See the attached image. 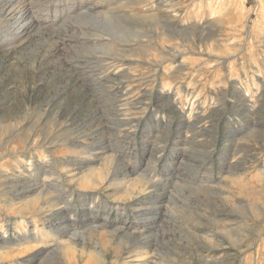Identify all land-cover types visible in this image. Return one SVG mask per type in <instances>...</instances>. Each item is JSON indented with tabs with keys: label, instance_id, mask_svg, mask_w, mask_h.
Instances as JSON below:
<instances>
[{
	"label": "rangeland",
	"instance_id": "rangeland-1",
	"mask_svg": "<svg viewBox=\"0 0 264 264\" xmlns=\"http://www.w3.org/2000/svg\"><path fill=\"white\" fill-rule=\"evenodd\" d=\"M159 1L0 0V264H264V0H168L182 8L171 42L144 19L166 13ZM106 146L154 193L132 197L113 171L71 179ZM90 196L103 202L84 210ZM146 217L147 239L121 238ZM41 226V242L24 241ZM82 231L85 245L67 236ZM59 236L73 251L50 248Z\"/></svg>",
	"mask_w": 264,
	"mask_h": 264
},
{
	"label": "bare ground",
	"instance_id": "bare-ground-1",
	"mask_svg": "<svg viewBox=\"0 0 264 264\" xmlns=\"http://www.w3.org/2000/svg\"><path fill=\"white\" fill-rule=\"evenodd\" d=\"M210 1V0H209ZM207 2V4L209 5V3H211V1L210 2ZM32 2V1H31ZM14 4V3H13ZM4 5V4H3ZM23 5V4H22ZM25 5V4H24ZM13 6V5H12ZM201 6H203L204 7V5H201ZM200 6V7H201ZM207 6V5H206ZM175 7V4H173V3H169L168 2V0H161V1H159V9L160 10H165L164 12H166V13H153V12H151L152 14H147V15H145L144 16V19H146V20H148L149 21V19H151V20H153L154 18H158L159 17V19L161 20V22L163 23V28L165 29V31H166V38L168 39V41H173L175 38H176V34L178 33V30H176L177 28L175 27V20H177L176 18H178L179 16H180V14H181V10H182V8H181V10H180V7L179 8H174ZM178 7V6H177ZM2 7H0V9H1ZM13 8H15V7H12V8H10L9 9V11L6 13L7 15L9 14V13H11L12 11V9ZM6 11V9L4 10V12ZM18 12V11H17ZM26 13H30V7L28 6V5H25L24 7H21L20 8V14L21 15H25ZM16 14V13H15ZM17 15V14H16ZM19 15V14H18ZM20 16V15H19ZM162 16H164V17H166V19H162L161 17ZM220 16V15H219ZM10 18V17H9ZM217 18H218V15L215 13V12H212L211 13V17L208 19V21H218L217 20ZM205 22H207V21H205ZM200 23H202V20H194L193 22H190V24L191 25H199ZM204 23V22H203ZM12 24V23H11ZM24 24V23H23ZM187 24H189V22L187 23ZM189 24V25H190ZM23 28V25H20L19 26V30L20 29H22ZM34 28V27H33ZM37 29V28H36ZM38 29H41V28H39L38 27ZM23 30V29H22ZM39 32V31H38ZM48 32V31H47ZM98 37V36H97ZM142 37V36H141ZM147 37V36H146ZM104 39H105V37H104ZM170 46H171V48H174L175 47V44H169ZM104 47V46H103ZM123 80V79H122ZM102 148V151H98V152H90L91 153V157H92V155L94 156V158L95 159H93V160H90L89 162H88V164H86V165H84V166H79L78 168H76V172H73V176L71 177V179L73 178V179H75L79 184H81L82 186H94L95 185V180H103V181H105V180H107L106 179V177H107V175L111 172L112 173V171L113 172H115V176H112V177H110V179H109V181H108V183H110V184H112V185H114V186H116L118 189H120V190H122V191H125V192H131V194H132V197H135V194H136V189L137 188H139L140 190H141V192H144L145 191V193H150V194H153L154 192L153 191H150V189H154V187H155V183H156V181L155 180H151L152 178H148V176L146 175V171L145 170H142V172H138V171H131V170H124V172H123V175H119L118 174V171H120V170H122L121 168L123 167L122 165H120V160H121V157H122V155H123V153H122V151L121 150H116V152L118 153V155H113V154H107V155H104V153L106 152V151H108L110 148H108L107 146L106 147H101ZM98 150V149H97ZM96 150V151H97ZM87 152V151H86ZM90 155V154H89ZM155 157V156H154ZM152 158H153V156H152ZM156 158V157H155ZM92 159V158H91ZM43 161V160H42ZM34 162L31 160V159H28L27 160V162H26V164L24 165V170L25 171H28V172H30L31 173V170H32V167H34ZM122 166V167H121ZM125 167V166H124ZM149 167V166H148ZM7 172V171H6ZM5 172V173H6ZM33 173V172H32ZM129 173H137V177H134V178H132V179H129V180H124V178H126L128 175H129ZM25 174V173H24ZM66 174V173H65ZM71 174H72V172H71ZM113 175V174H112ZM33 176H34V174H33ZM67 176V175H66ZM70 176V175H69ZM206 176V175H205ZM28 177H29V175H28ZM31 178V177H30ZM59 178V177H58ZM119 178H121V179H119ZM70 179V180H71ZM105 179V180H104ZM53 183V182H52ZM30 184V183H29ZM47 184H48V182H47V180H43L42 182H41V184H38V183H35V184H30L28 187H33L34 188V190L35 191H37L36 192V195L35 196H32L31 198H30V200H27V202H29V203H31V204H33V206H34V204H35V202L36 201H38L39 199V197H41V196H45V195H48L49 193H48V189H46V186H47ZM27 186V185H26ZM210 186H208L207 188H209ZM32 188V189H33ZM25 189V188H24ZM31 189V190H32ZM152 189V190H153ZM156 189V188H155ZM154 189V190H155ZM28 190V189H27ZM144 193V194H145ZM140 194V193H139ZM93 195V194H92ZM159 196V195H158ZM91 197V196H90ZM156 197V196H155ZM29 198V197H28ZM92 199H91V201H90V203H88V204H85V205H83L84 206V210H89V211H91V210H94V208H97L98 206H99V203H102L103 201H99L98 199H99V197H98V199H96L95 197H91ZM137 198V197H136ZM38 199V200H37ZM42 200V199H41ZM55 200V199H54ZM40 201V200H39ZM48 201V200H47ZM53 200H50V201H48V204H49V206H51L52 208L54 207V206H59L58 204V202L59 201H54V202H52ZM24 202H26L25 200H24ZM62 202V201H61ZM68 202V201H67ZM105 202V201H104ZM63 203V202H62ZM69 203V202H68ZM68 203H66V205H68ZM28 204V203H27ZM46 204V203H45ZM47 204V205H48ZM29 206V205H28ZM44 206V205H43ZM48 206V207H49ZM139 206V205H138ZM166 206L169 208V206L166 204ZM31 207V206H30ZM47 207V206H46ZM62 207L63 206H59L58 208H61L62 209ZM66 207V206H65ZM144 207V206H143ZM142 207V208H143ZM135 208V207H134ZM148 208V207H147ZM169 210V209H168ZM167 210V211H168ZM46 211V210H45ZM48 211V210H47ZM166 212V211H165ZM109 215H110V213H108L107 214V218L109 217ZM148 219H149V217H146L145 218V220H144V223H143V225H141V226H139V228H138V232H135L134 230L133 231H130L132 228H127L130 232H127V231H123L121 234V238H123L124 240H127L128 239V237L129 236H131V235H137V239L136 240H140L141 238L142 239H147L148 237H149V234H147L148 233V229H149V225H148ZM106 221H107V219H105ZM123 225H126L127 224V218H124L123 219ZM130 225V224H129ZM135 226V225H134ZM137 226V225H136ZM135 226V227H136ZM120 227V226H119ZM99 227L98 226H94V227H90L89 229H91V230H93V229H98ZM120 228H123V226H121ZM41 231L40 230H38V229H36V230H34L33 232H32V234L30 235V236H28V237H25L24 238V241L26 242V241H30L31 239H33L34 241H35V243H36V245L39 243V242H41V240H43V237L45 236V233L43 232V230H45V227L44 226H41ZM150 230V229H149ZM99 231V230H98ZM120 230H118V229H113V230H110V232L113 234V235H115L117 232H119ZM137 231V230H136ZM9 232V231H8ZM47 232V231H46ZM64 232V231H63ZM85 232L87 233V231H82V232H73V234L71 233V234H69V235H67L70 239H73V237H75L76 235H80L81 236V238H82V240H83V245H85V244H87V242H86V234H85ZM132 232V233H131ZM58 233H61V232H59V231H57V234ZM70 233V232H69ZM98 233H100V232H98ZM102 233V232H101ZM67 234V233H66ZM65 234V235H66ZM93 234V233H92ZM64 235V236H65ZM90 235V234H89ZM101 235V234H100ZM98 236V238L99 237H101V236ZM104 235V234H103ZM109 235V234H108ZM0 236L1 237H7L8 236V234H7V231L5 230V229H3V227L0 229ZM66 236V239L68 238ZM92 236V235H91ZM90 236V238H92ZM94 236V235H93ZM63 237V236H62ZM79 237V236H78ZM77 237V238H78ZM96 237V236H95ZM112 237H114V236H112ZM118 237V236H117ZM132 237V236H131ZM77 238H76V240H77ZM105 238H107V237H105ZM153 238V237H152ZM66 239L65 240H63V239H61V236H59V237H56L55 239H54V246H52V247H50V248H53V247H60L61 248V250L63 251V252H65L66 254H67V252L69 253V251H73V247H72V244H70V243H68V242H66ZM70 239H67V240H69V242H70ZM88 239V238H87ZM100 239V238H99ZM122 239V240H123ZM141 239V240H142ZM7 240V239H6ZM91 240V239H90ZM93 240V239H92ZM91 240V241H92ZM143 240V241H144ZM74 241V240H73ZM88 241V240H87ZM53 242V241H52ZM51 242V244H53ZM140 242H142V241H140ZM74 243V242H73ZM80 243V242H79ZM94 243V247H95V252L96 253H98L99 255H100V257L98 258L99 259V261L101 262V263H104L105 261H106V256L104 255V253H103V251L102 250H104L105 251V249H103L102 247H103V245H104V242L102 243L100 240H97V239H95V241L93 242ZM139 243V242H138ZM144 245L146 244V241L143 243ZM151 244V243H150ZM77 245V244H76ZM44 246H46V245H44ZM47 246H50V245H47ZM75 246V245H74ZM78 246H80V245H78ZM0 247H2L3 248V246H1L0 245ZM7 247V246H6ZM40 248H41V246H39ZM84 247V246H83ZM148 247V246H147ZM1 248V249H2ZM34 248H36V247H34ZM43 249V252L44 251H47V250H51V249ZM54 248V249H55ZM57 248H56V250H57ZM153 248V247H152ZM6 249V248H5ZM59 249V248H58ZM75 249V248H74ZM77 249V248H76ZM76 249H75V251H76ZM149 249V248H148ZM155 249V248H154ZM32 250V249H31ZM35 250V249H34ZM55 250V251H56ZM60 250V249H59ZM79 250V249H78ZM51 251H54V250H51ZM83 251H84V248H82V251H80V253L83 255ZM85 251H86V249H85ZM141 251H143V252H141ZM141 251H139V252H137V254H135V255H133L135 258H133V261H141V260H143V259H145V258H143V255H142V253L144 254V253H146L144 250H141ZM50 252V251H49ZM78 252V251H77ZM65 253H63V254H65ZM71 253H73V252H71ZM76 253V252H75ZM75 253H73L74 255H76ZM89 253V252H88ZM94 253V252H93ZM93 253H92V255H93ZM80 254V255H81ZM154 254V253H153ZM46 255V254H45ZM69 255V254H68ZM85 255V254H84ZM65 256V255H64ZM63 256V257H64ZM67 256V255H66ZM65 256V257H66ZM71 256H72V254H71ZM96 256V255H95ZM141 256V257H140ZM147 256V255H146ZM155 256V255H154ZM43 257V256H42ZM70 258H72V257H70ZM74 258H76L75 256H74ZM73 258V259H74ZM77 258H78V256H77ZM146 258H148V257H146ZM43 259V258H42ZM42 259H41V261H42ZM48 259V258H47ZM79 259V258H78ZM150 259V258H149ZM159 259V258H158ZM95 260V259H94ZM151 260V262H152V259H150ZM44 261V260H43ZM42 261V262H43ZM72 261H74V260H72ZM159 261V260H158ZM39 262V261H38ZM74 262H77V260L76 261H74ZM151 262L149 261V260H146V261H142V262H139L140 264H151ZM44 263V262H43ZM43 263H41V264H43ZM45 264V263H44Z\"/></svg>",
	"mask_w": 264,
	"mask_h": 264
}]
</instances>
